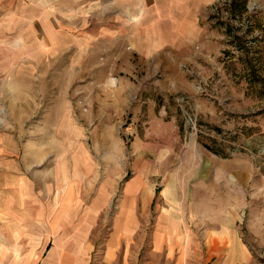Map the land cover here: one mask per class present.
<instances>
[{
	"label": "rangeland",
	"instance_id": "rangeland-1",
	"mask_svg": "<svg viewBox=\"0 0 264 264\" xmlns=\"http://www.w3.org/2000/svg\"><path fill=\"white\" fill-rule=\"evenodd\" d=\"M224 222L264 264V0H0V264Z\"/></svg>",
	"mask_w": 264,
	"mask_h": 264
},
{
	"label": "crops",
	"instance_id": "crops-1",
	"mask_svg": "<svg viewBox=\"0 0 264 264\" xmlns=\"http://www.w3.org/2000/svg\"><path fill=\"white\" fill-rule=\"evenodd\" d=\"M186 237L188 234L181 230L179 220L168 219L166 239L177 241L179 238ZM205 238L208 246L207 262L212 260L211 264H245L250 261L251 254L231 223L224 222L220 228L210 230ZM85 243H71L66 247L56 245L48 249L44 257L38 259L36 264H117L115 261L118 255L113 251L115 248L104 250L103 258L96 262L94 245L88 241ZM167 257L171 259V264H193L189 248L178 249L171 246Z\"/></svg>",
	"mask_w": 264,
	"mask_h": 264
},
{
	"label": "bare ground",
	"instance_id": "bare-ground-1",
	"mask_svg": "<svg viewBox=\"0 0 264 264\" xmlns=\"http://www.w3.org/2000/svg\"><path fill=\"white\" fill-rule=\"evenodd\" d=\"M137 10V9H136ZM16 19V18H15ZM14 25V24H13ZM159 43V42H158ZM38 44V43H37ZM126 44V43H125ZM36 45V44H35ZM41 46V45H40ZM39 47V46H38ZM125 49V48H124ZM117 60V59H116ZM27 252V251H26Z\"/></svg>",
	"mask_w": 264,
	"mask_h": 264
}]
</instances>
